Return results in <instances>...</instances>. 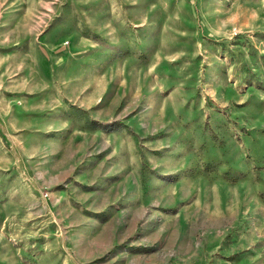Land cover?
<instances>
[{
    "label": "rangeland",
    "instance_id": "obj_1",
    "mask_svg": "<svg viewBox=\"0 0 264 264\" xmlns=\"http://www.w3.org/2000/svg\"><path fill=\"white\" fill-rule=\"evenodd\" d=\"M0 264H264V0H0Z\"/></svg>",
    "mask_w": 264,
    "mask_h": 264
}]
</instances>
